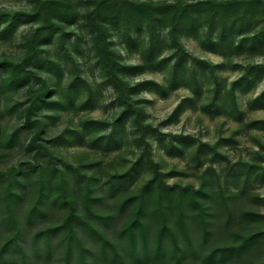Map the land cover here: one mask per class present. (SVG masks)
Instances as JSON below:
<instances>
[{"label": "rangeland", "instance_id": "374dc122", "mask_svg": "<svg viewBox=\"0 0 264 264\" xmlns=\"http://www.w3.org/2000/svg\"><path fill=\"white\" fill-rule=\"evenodd\" d=\"M197 1L0 0V264H264V14Z\"/></svg>", "mask_w": 264, "mask_h": 264}, {"label": "trees", "instance_id": "16d2710c", "mask_svg": "<svg viewBox=\"0 0 264 264\" xmlns=\"http://www.w3.org/2000/svg\"><path fill=\"white\" fill-rule=\"evenodd\" d=\"M201 6H207V9L204 11L205 13H207L208 15L212 16L213 20L214 17H219L220 19H223L225 16H223V10L224 9H230L231 11L229 12L230 14H228V16L231 15L232 13H241L245 18L249 17V16H253L256 14H264V0H226V1H216V0H207V1H202L199 0L193 4H188L186 6H184L182 9L179 10V14L183 17L186 16H190L193 17V12L197 13V12H201L199 11L197 8L201 7ZM169 7H175L173 5H170ZM67 9H71L70 4H64V7L57 9V12H59V14H64V15H60V19L61 20H67ZM35 14H39V12H35ZM220 16H219V15ZM216 15V16H215ZM48 29V27L45 26H41L35 29L32 38L36 39L39 34L41 33L42 30L44 29ZM53 29V28H52ZM55 30V29H54ZM58 30V29H57ZM176 30V25L170 28V32H169V36L173 39L174 44H177V39L172 35L174 33V31ZM259 33V37L260 39L262 37H264V26L260 29ZM62 39H64L63 41V45H65V42H67V36L63 35L61 37ZM30 42H32L30 40ZM27 59V58H26ZM174 73H176V69L174 70ZM47 93L46 91H40L39 94V98H41L42 96H44ZM199 191L197 190H193L191 192V199L192 201L196 202L198 205L201 206V204L197 201L196 195L198 194ZM202 207V206H201ZM163 230L160 232V237L162 236ZM254 238H256V235H252V236H248L247 238H245L244 242L241 244V246H243L247 241L253 240ZM15 241V240H14Z\"/></svg>", "mask_w": 264, "mask_h": 264}]
</instances>
